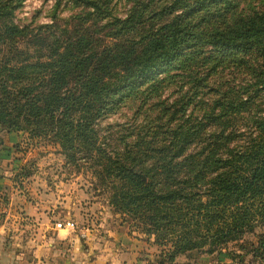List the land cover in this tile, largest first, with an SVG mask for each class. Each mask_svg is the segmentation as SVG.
Listing matches in <instances>:
<instances>
[{
	"label": "trees",
	"instance_id": "1",
	"mask_svg": "<svg viewBox=\"0 0 264 264\" xmlns=\"http://www.w3.org/2000/svg\"><path fill=\"white\" fill-rule=\"evenodd\" d=\"M134 2L103 36L86 25L100 0L55 33L4 24L0 132L44 138L91 170L155 236L160 264L236 242L264 256V0ZM11 13L0 2V18ZM179 80L185 93L162 102L159 123L111 150L100 119Z\"/></svg>",
	"mask_w": 264,
	"mask_h": 264
},
{
	"label": "rangeland",
	"instance_id": "2",
	"mask_svg": "<svg viewBox=\"0 0 264 264\" xmlns=\"http://www.w3.org/2000/svg\"><path fill=\"white\" fill-rule=\"evenodd\" d=\"M88 1L0 0L2 4H8L12 11L10 16L0 18V30L4 24L9 23L21 29L26 28L31 33H55L59 27H69V24L75 23L74 17L90 11ZM100 1L101 15L97 19L91 18L86 25L96 23L93 30L97 31V35L103 36L107 31V23L114 17L125 18L135 2ZM181 83L180 80L165 81L162 87L155 89L153 94L147 95L146 98L141 94L145 88H139V91H134L131 97H127L100 119L96 128L109 144V148L123 153L126 146L134 145L135 141L144 135L143 129L148 127L150 121L158 124L162 102L172 103L185 93L179 94ZM166 120L167 118H164V121ZM177 123L178 121H173L172 125ZM29 181H35V184L49 189L50 195L46 198L48 202L45 206L50 205V214L55 222H71L79 229H89L107 217L117 216L129 221V225L135 229L141 228L129 215L118 210L113 190L80 162L68 163L60 153L59 146L25 131L0 132V190H3L0 203L8 202V191L11 188L12 191H26L24 188L30 186ZM33 199L43 201L36 195H33ZM161 249L162 247L160 251ZM210 249L205 247L195 250L188 254V258H178L177 264H264L263 255L245 254L239 249L237 242L215 252ZM162 260L160 257L159 262Z\"/></svg>",
	"mask_w": 264,
	"mask_h": 264
},
{
	"label": "crops",
	"instance_id": "3",
	"mask_svg": "<svg viewBox=\"0 0 264 264\" xmlns=\"http://www.w3.org/2000/svg\"><path fill=\"white\" fill-rule=\"evenodd\" d=\"M29 183L0 203V264H160L155 236L117 216L89 229L55 222L45 206L49 189Z\"/></svg>",
	"mask_w": 264,
	"mask_h": 264
}]
</instances>
